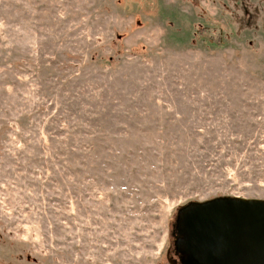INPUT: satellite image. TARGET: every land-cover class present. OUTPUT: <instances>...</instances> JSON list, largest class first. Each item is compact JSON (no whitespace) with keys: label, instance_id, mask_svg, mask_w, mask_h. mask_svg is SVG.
<instances>
[{"label":"rangeland","instance_id":"374dc122","mask_svg":"<svg viewBox=\"0 0 264 264\" xmlns=\"http://www.w3.org/2000/svg\"><path fill=\"white\" fill-rule=\"evenodd\" d=\"M218 196L264 200V0H0V264H174Z\"/></svg>","mask_w":264,"mask_h":264},{"label":"water","instance_id":"95a60500","mask_svg":"<svg viewBox=\"0 0 264 264\" xmlns=\"http://www.w3.org/2000/svg\"><path fill=\"white\" fill-rule=\"evenodd\" d=\"M173 251L180 264H264V200L218 196L176 211Z\"/></svg>","mask_w":264,"mask_h":264},{"label":"flooded vegetation","instance_id":"af4514ba","mask_svg":"<svg viewBox=\"0 0 264 264\" xmlns=\"http://www.w3.org/2000/svg\"><path fill=\"white\" fill-rule=\"evenodd\" d=\"M171 232H172V231H171ZM172 234H173V232H172ZM172 236H173V235H172ZM173 238H174V237H173ZM174 255H175V254H174ZM174 255H173V259L176 260V262L174 261V262H175L174 264H180V261L178 260L177 255H175V256H174Z\"/></svg>","mask_w":264,"mask_h":264}]
</instances>
